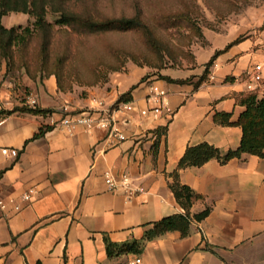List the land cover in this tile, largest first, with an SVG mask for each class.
Wrapping results in <instances>:
<instances>
[{
    "label": "crops",
    "instance_id": "obj_1",
    "mask_svg": "<svg viewBox=\"0 0 264 264\" xmlns=\"http://www.w3.org/2000/svg\"><path fill=\"white\" fill-rule=\"evenodd\" d=\"M259 26L247 27L243 37L231 29L214 55L198 60L199 70L129 65L102 86L70 92L60 91L51 76L42 86L29 85L32 92L24 97L1 87L0 191L14 198L32 187L37 192L20 212L0 209V264H127L136 257L143 264H264V155L182 169L181 182L202 196L191 213L208 207L211 213L193 222L186 237L179 231L151 237L155 222L185 213L170 183L188 147L208 143L225 153L240 146L243 132L236 123L245 107L237 99L264 97V81L257 93L247 88L248 72L264 61V13ZM153 83L167 91L171 113L141 114L152 107ZM129 91L134 110L119 116L126 118L121 143L111 145L104 129L79 127L70 134L54 126L64 107L99 110L101 100L105 109ZM32 98L51 112H27ZM217 113L232 114L233 125L216 122ZM42 126L52 129L32 140ZM108 174L117 181L126 175L144 191L131 198L113 193ZM107 240L125 251L110 256Z\"/></svg>",
    "mask_w": 264,
    "mask_h": 264
},
{
    "label": "rangeland",
    "instance_id": "obj_2",
    "mask_svg": "<svg viewBox=\"0 0 264 264\" xmlns=\"http://www.w3.org/2000/svg\"><path fill=\"white\" fill-rule=\"evenodd\" d=\"M45 5L44 29H36L35 18L23 12L1 20L19 33L25 27L34 30L25 44L12 47L10 60L0 51V88L9 86L22 97L32 92L29 85L42 86L51 76L58 88L70 92L102 86L129 65L153 72L199 70L198 60L204 63L207 55H214L213 47L231 29L241 37L247 27L259 30L264 13V0H45ZM64 9L83 19L138 17L142 27L89 33L83 22L57 25V11Z\"/></svg>",
    "mask_w": 264,
    "mask_h": 264
},
{
    "label": "trees",
    "instance_id": "obj_3",
    "mask_svg": "<svg viewBox=\"0 0 264 264\" xmlns=\"http://www.w3.org/2000/svg\"><path fill=\"white\" fill-rule=\"evenodd\" d=\"M11 12H23L35 18V28L44 29L48 26L45 21L47 7L45 0H0V51L5 58L10 60V50L13 46L23 45L27 39L34 34V30L30 27L22 28V33H19L14 27L6 28L1 20L4 16ZM60 13L56 21L57 25L75 27L79 22H83L84 28L89 33H104L112 31H128L132 29H140L142 22L138 17L133 18H107L102 20H93L91 18L79 17L67 9L58 10ZM239 37L235 43L239 42ZM219 52L206 64L207 70L213 64ZM169 79V78H168ZM172 80V79H169ZM134 87L131 89V91ZM60 91L67 92L65 88L59 87ZM123 94L119 101H128L130 93ZM118 101V102H119ZM237 101L245 107L240 119L236 125L240 126L243 132L240 146L236 150L222 152L220 149L208 143H202L195 146H189L185 155L178 165V169L171 175L173 181L170 183V188L173 191L177 202L184 208L185 213L173 214L154 223L151 237L163 235L171 231H179L183 236H188L190 226L193 222L202 221L211 213V208H206L204 211L192 214L191 208L193 204L202 199V196L197 194L190 186L185 185L180 180V171L189 167H201L212 159H217L221 164H226L235 158H242L244 154H250L262 157L264 155V97L259 98L256 94L250 93L237 99ZM27 112L33 114H47L51 111L43 110L39 107L26 108ZM14 111H8L7 114H12ZM232 114L217 113L215 121L223 125H233L231 122ZM52 129L51 126H42L32 140L38 139L45 135L46 132ZM108 251L110 256L115 252L125 251V247H120L115 250V244L107 240Z\"/></svg>",
    "mask_w": 264,
    "mask_h": 264
},
{
    "label": "built area",
    "instance_id": "obj_4",
    "mask_svg": "<svg viewBox=\"0 0 264 264\" xmlns=\"http://www.w3.org/2000/svg\"><path fill=\"white\" fill-rule=\"evenodd\" d=\"M249 82L247 88L251 92L257 93L264 81V61L255 63L252 69L248 72ZM167 91L161 86L153 83L149 85L148 102L152 107L143 109L142 115H147L149 112L160 114L163 110L168 113L172 112V109L165 102ZM36 100L30 99V105L33 108L36 107ZM99 110H89L83 112L69 111L68 107H64L66 113L54 126L65 129L68 133L72 134L74 131L83 127L87 131L92 129H104L107 133V139L111 145H116L127 139V136L123 130V125L126 123V118L120 120L119 116H125L134 110V106L129 101H117L113 106L104 109V102L97 100ZM8 149H4L3 153L7 154ZM105 183L107 188L113 193L125 192L126 195L131 198L138 192H143V187H133L129 180V177L124 175L121 181H117L111 175H106ZM37 192L35 187L28 189L19 198L6 197L0 191V209L7 211L10 207L15 212H20L25 204H29L33 201V198ZM115 264V263H114ZM117 264V263H116ZM127 264H143L141 257H136Z\"/></svg>",
    "mask_w": 264,
    "mask_h": 264
}]
</instances>
